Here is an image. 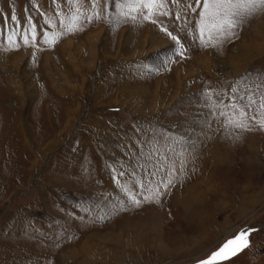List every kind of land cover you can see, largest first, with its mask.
<instances>
[{
    "label": "rangeland",
    "instance_id": "374dc122",
    "mask_svg": "<svg viewBox=\"0 0 264 264\" xmlns=\"http://www.w3.org/2000/svg\"><path fill=\"white\" fill-rule=\"evenodd\" d=\"M164 4L0 0V264H198L246 228L221 264H264V11L212 44Z\"/></svg>",
    "mask_w": 264,
    "mask_h": 264
},
{
    "label": "snow or ice",
    "instance_id": "6c2138e0",
    "mask_svg": "<svg viewBox=\"0 0 264 264\" xmlns=\"http://www.w3.org/2000/svg\"><path fill=\"white\" fill-rule=\"evenodd\" d=\"M75 3H80V0H74ZM178 2V0H174ZM196 4L199 5L201 0H195ZM125 5L131 10L136 11L138 8H147L149 13L147 16H144V19H148L152 15V11L157 7H164V0H125ZM203 10L200 12V20L198 22V27L200 30L201 38L205 43H218L217 40L213 39L214 35L224 36L232 35V30L237 27L238 23L243 22V19L247 16L254 14L257 11H264V0H202ZM195 11V8L192 9ZM166 14V13H164ZM123 15L127 16L128 12H124ZM135 19V17H132ZM91 19V17H88ZM12 20H16V16H12ZM79 13L71 17L68 25H66L67 32H73L80 30L78 28ZM35 25H32L31 29V39H36V33L34 31ZM167 35H169L174 41H178L176 36H173L172 33L168 32L167 28H162ZM207 34V39H204ZM47 35V33H45ZM23 42L28 44L30 42L29 36L24 35L22 37ZM8 41L10 44H14L15 40L12 36H9ZM47 43H54V39H49ZM18 46V45H17ZM254 103L255 101H251ZM236 107V105H233ZM261 107H264V102L261 103ZM241 116H244L245 113L241 110ZM264 123V121H261ZM238 127H246L245 124H237ZM171 183V180L164 185L165 188L168 187V184ZM157 195V202L158 196ZM132 200L134 203L139 204L140 201L136 200L133 195ZM151 197H146L150 199ZM253 229L246 228L242 229L234 237L227 239L224 243L216 250L211 252L210 255H207L205 259L198 261V264H221L222 261L227 260L229 257L235 255L237 252L241 251L243 248H246L250 241L248 237L250 236Z\"/></svg>",
    "mask_w": 264,
    "mask_h": 264
},
{
    "label": "bare ground",
    "instance_id": "6f19581e",
    "mask_svg": "<svg viewBox=\"0 0 264 264\" xmlns=\"http://www.w3.org/2000/svg\"><path fill=\"white\" fill-rule=\"evenodd\" d=\"M264 25V24H263ZM263 27V26H262ZM170 43V42H169ZM165 44H168V42L166 41L165 42ZM171 44V43H170ZM178 45H173V47H171V49H173V51L176 49V47H177ZM78 48V47H77ZM240 53H242V55L241 56H244V54L245 55H251L252 53L253 54H256V53H258V52H261L264 48H261L260 46H256L255 44H251V45H247L246 43L244 44V45H242V46H240ZM77 51H78V53L77 54H81L82 52H83V50H82V48L80 47V48H78L77 49ZM247 52V53H246ZM238 55H240V54H238ZM79 56V55H78ZM80 57V56H79ZM83 58V57H82ZM73 59V58H72ZM75 62V64L77 65V67H79L80 66V64L77 62V61H74ZM57 71H59L60 72V76L62 77V79L64 80V81H66L67 83H68V85L69 86H71V82L68 80V78L61 72V70H59V69H56ZM56 72V71H55ZM61 79V80H62ZM65 86H67V84L65 85ZM122 92H121V98H123L125 95H127L128 93H133V92H129L128 90H126V89H123V90H121ZM135 94H137V93H135ZM120 98V99H121ZM1 105V104H0ZM1 119V118H0ZM91 249H92V247H88V246H85L84 248H82L81 250H82V253L81 254H83L84 255V258L88 255H90L91 253H90V251H91ZM72 255H75L74 253H71ZM78 254V253H77ZM82 255V256H83ZM92 255V254H91ZM89 257H92V256H89ZM88 260V259H87ZM90 260V259H89Z\"/></svg>",
    "mask_w": 264,
    "mask_h": 264
}]
</instances>
